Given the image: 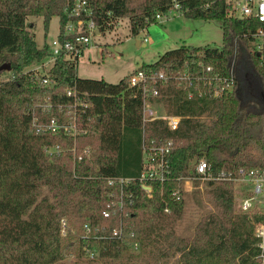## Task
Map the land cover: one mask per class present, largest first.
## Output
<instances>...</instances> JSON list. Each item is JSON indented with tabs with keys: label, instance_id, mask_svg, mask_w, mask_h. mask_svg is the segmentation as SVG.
<instances>
[{
	"label": "trees",
	"instance_id": "16d2710c",
	"mask_svg": "<svg viewBox=\"0 0 264 264\" xmlns=\"http://www.w3.org/2000/svg\"><path fill=\"white\" fill-rule=\"evenodd\" d=\"M74 1L0 0V67L11 64L10 70L0 69V264H66L64 255L71 249L102 264H264L255 235L264 212L237 210L233 179H207L213 210L192 234L179 230L183 182L198 175L200 160H206L213 176L264 169V62L255 35L264 22L228 15L227 0H88L92 13L83 17L93 19L102 33L127 18L136 36L158 21L157 14L173 10L187 18L221 20L219 46L183 44L137 68L158 89L147 98L181 116L171 129L163 118L143 121L144 90L130 83L137 69L117 83L82 78L77 59L59 56L47 85L40 72L30 69L48 56L50 44H37L29 16H42L46 28L58 16L62 35L74 18ZM230 77L232 88L215 95L208 80ZM69 87L89 103L78 108L82 124L91 117V130L76 139L33 123L34 117L37 124L53 118L67 123V106L73 102L66 94ZM45 102L52 103L49 110H43ZM169 139L166 178L141 181L144 144ZM54 144L61 150L50 155L46 146ZM75 144L77 153L90 147L76 162ZM116 176L133 178L125 185L130 195L122 216L106 217L107 180ZM121 221L122 237L111 236Z\"/></svg>",
	"mask_w": 264,
	"mask_h": 264
},
{
	"label": "built area",
	"instance_id": "2783aa9c",
	"mask_svg": "<svg viewBox=\"0 0 264 264\" xmlns=\"http://www.w3.org/2000/svg\"><path fill=\"white\" fill-rule=\"evenodd\" d=\"M227 14L236 17H255L259 21L264 22V0H227ZM92 13L91 8L88 6V0H75L70 15L74 18L69 20L65 26L62 35L60 32L56 39L50 44V53L46 58L39 61L40 68L44 70V73L40 72L38 67H30L33 71L40 72L42 77L43 84H50V77L48 75L50 69L55 64L59 56H64L69 59L78 60L80 55L91 46L92 37L96 33H100L99 26L91 18L83 17L88 16ZM172 11L169 12V15ZM83 17V18H82ZM165 16L162 14H157V18L162 19ZM72 35V36H69ZM255 35L257 37V49L259 50L260 55L263 58L264 62V28H259ZM62 36V37H61ZM145 42L149 41L148 37L144 38ZM207 70H213L212 65L207 66ZM164 73L161 71L159 77H163ZM154 79V76H152ZM151 78V79H152ZM149 75L140 69H137L130 77L131 85H137L143 88L144 98H143V121H149L155 118L165 119L171 129L177 128L181 116L169 114L164 111V113H159L156 109L152 107V102L147 98V94H158V89L155 86H149ZM218 81L213 83L212 79L208 80V83L214 84L215 95H221L226 89H231L233 84V77L230 79L218 78ZM223 81L225 84H221L220 81ZM66 94L73 98V102L70 103L67 108L68 122L60 124L57 119H51L47 124H37V118L34 117L33 123L37 125L38 128H47L53 132L58 130L63 131L64 133H70L74 139L77 138L79 134L89 132L91 130V117H88L85 125L82 124V118L79 114L78 108L82 107L83 109L89 106V103L85 101L82 97V93L75 87H69L66 89ZM52 106V103L45 102L42 104L43 110H49ZM65 106L60 105V111L64 112ZM173 141L172 139L166 140L158 145L146 146L144 154V163L145 168L141 172L140 180H160L163 181L166 178L168 172L167 166V155L171 150ZM61 150L60 144L47 145L46 151L48 154L53 155L58 153ZM74 155L76 160H81L84 153L90 152V147L87 146L84 148L82 153H77L76 144L74 145ZM196 171L198 175L196 177L202 179H233L235 182H239L243 188L247 184L250 192L244 193L240 200V209L243 211H250L255 207L258 199L264 196V169L255 168L251 170H245L241 168L239 174L232 176L231 174L226 175L224 172L213 176L210 170V166L207 164L205 159L200 160L196 164ZM188 177V178H196ZM187 179V178H186ZM132 177H109L107 180V192L110 198L107 208L104 210L103 214L106 217L112 215H123L126 210V197L128 194L125 191V185L132 182ZM146 189L149 191L150 188L146 186ZM63 225L65 221L63 220ZM86 231L91 232V227L88 224H85ZM123 235V221L120 222L118 227H115L111 236L113 237H122ZM255 235L261 240L259 246L262 248V252L259 255V259L264 263V222H259L255 227ZM94 253H91L93 255Z\"/></svg>",
	"mask_w": 264,
	"mask_h": 264
},
{
	"label": "rangeland",
	"instance_id": "374dc122",
	"mask_svg": "<svg viewBox=\"0 0 264 264\" xmlns=\"http://www.w3.org/2000/svg\"><path fill=\"white\" fill-rule=\"evenodd\" d=\"M27 23L35 34L39 46L45 41L51 44L58 36L60 26L58 16L52 17L48 28L42 16H29ZM145 37L149 38L148 42L144 41ZM138 41L141 43L138 44ZM221 43V20L187 18L177 10H173L170 15L159 19L133 36L128 19L122 18L112 29L107 28L103 33H96L92 37L91 46L78 59L77 75L82 78H104L109 82L117 83L143 63L155 62L170 49L183 44L219 46ZM33 67H38L40 72L44 73L40 63L36 62ZM152 107L159 113L165 111L164 105L160 102H153ZM186 180L189 179H184L183 182L185 207L179 230L184 235H189L194 232L196 224L204 218L206 212L213 210V205L207 199V179L191 178L190 186L187 185ZM249 187L245 184L243 188L239 182L235 183L238 211H241L240 200L243 191L245 194L249 193ZM254 211L264 212V196L258 199ZM64 256L66 264H102L87 255L78 256V251L74 249L68 250Z\"/></svg>",
	"mask_w": 264,
	"mask_h": 264
},
{
	"label": "water",
	"instance_id": "95a60500",
	"mask_svg": "<svg viewBox=\"0 0 264 264\" xmlns=\"http://www.w3.org/2000/svg\"><path fill=\"white\" fill-rule=\"evenodd\" d=\"M0 69L10 70L11 69V64L9 62L8 63H4V64L1 65Z\"/></svg>",
	"mask_w": 264,
	"mask_h": 264
},
{
	"label": "crops",
	"instance_id": "0c3cea01",
	"mask_svg": "<svg viewBox=\"0 0 264 264\" xmlns=\"http://www.w3.org/2000/svg\"><path fill=\"white\" fill-rule=\"evenodd\" d=\"M138 43L140 44L141 41H138ZM144 45H145V44H144ZM187 179H189V180H186L185 182L187 183L188 186H190V184H192V182H190V181H191V178H187ZM188 182H189V183H188Z\"/></svg>",
	"mask_w": 264,
	"mask_h": 264
}]
</instances>
